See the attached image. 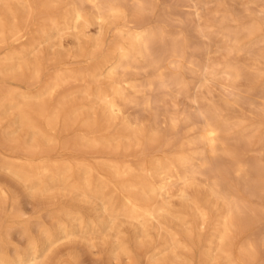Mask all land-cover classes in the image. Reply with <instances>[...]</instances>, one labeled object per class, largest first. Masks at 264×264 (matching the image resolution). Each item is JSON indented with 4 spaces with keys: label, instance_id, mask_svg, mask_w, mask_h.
<instances>
[{
    "label": "rangeland",
    "instance_id": "obj_1",
    "mask_svg": "<svg viewBox=\"0 0 264 264\" xmlns=\"http://www.w3.org/2000/svg\"><path fill=\"white\" fill-rule=\"evenodd\" d=\"M126 1L129 11L126 9L125 19L129 21L130 26L134 25L136 21H141L140 17L143 15L142 20L147 21V26H156V28H161L165 32L164 42L157 45V48H159L157 51L162 54L163 58L164 76H158L159 78H157L155 72L142 63H140L141 65L134 64L133 68L130 67L125 70L127 78H133L131 80L137 83V90L140 92L127 89L126 92L135 99L123 104L124 110L122 109V113L119 114L118 118H121L117 119L118 121L116 120L115 127L116 129H122L123 133L128 135L129 132L123 129L125 125L122 123L127 119L132 122L134 127L144 125L143 127L149 129L155 126L159 131L158 140L156 138L151 142L143 141V143L137 145L138 147L134 143L129 147L127 137L121 139V143L115 144V142H112L113 144L110 145L108 143H74L76 136L87 133L78 121L72 125L74 128L71 127V129L64 132L60 130L53 132L52 134H54L56 140L52 143L47 142L43 144L41 149L35 148L34 151V149H31V142L27 144L26 148L21 145L22 143L19 145L14 144L13 140L21 137V135L23 137L24 132L22 128H18L19 124L14 122L15 114L0 110V119H2V121L0 120V184L9 191L7 201L0 202V249H6L13 256L16 252L24 250L28 246L29 238H41L43 229L47 227L55 228L56 219L63 216L61 210L65 208L79 210L86 220L90 221V218L93 220V223L89 225L84 222L79 226L75 222L77 225L75 223L70 225L65 233L55 232V229H53L56 233L53 238L60 239L49 250L46 249L45 252H42V255L33 264H59V262L64 264V261H66V264H152L146 251L143 252L141 249L136 250L131 257L121 253L118 258H115L111 253V246L115 237L125 238L128 243L131 242L129 245L132 244L130 246L133 248L136 247V238L155 239V241H158L161 236L162 238H171L170 233L179 229V219L168 217L163 225L159 220L153 219L150 222L151 224L149 223L147 226L123 221L122 218L112 220L110 209L106 211L103 208L100 198L94 196L83 197V195H79V197L77 192H74V195L73 191L71 192L68 187H64L59 183L50 184L47 188L50 191L30 189L23 178L9 168V162L17 161L15 159L24 162L28 159L44 162L45 159L44 163L51 164L53 162L62 164L66 161V163L75 164L77 159V161H85L87 165L97 166L96 178L100 179L103 178V175L104 177L109 175L110 162L116 163L115 160H117V163L127 161L138 167L141 158L151 160L155 156H171L178 151L182 143L198 136L208 121L220 120L225 124H229V127L233 126L230 131L224 132L225 139L229 140L230 143L238 135L245 137L246 141L243 143L246 145L242 143L243 145L241 144L239 149L242 159H245L244 161L253 167L258 166L257 168H260L258 170H262V172L264 170V144L262 143L264 141V0ZM137 1H143L144 4L146 1L148 2L146 5L149 7L146 6V10L141 15L134 14L132 10ZM252 23L258 24L260 29L254 36H244L243 39L236 42L235 36H233L235 32L241 29L244 32V27L253 26ZM97 24L99 23L86 29L85 37L83 34L80 35L72 30H65L59 39L37 43L30 54V57L37 56L39 62L41 61V68L43 67L37 77L33 78L30 73L20 72L16 68L15 70L14 68L0 70V91L3 89L1 91L3 93L0 92V97L6 91L12 90L18 93L17 99L21 101L22 95L25 93L42 91L46 84L48 85L53 81L55 74L59 71H89L91 65H93V68L96 64L103 62V58L108 54L114 41L113 39L116 38V30L113 27L109 28L107 23L102 24L101 27ZM109 30L111 31L109 32ZM97 32H100L101 35ZM96 36H98L97 39L102 38L103 40L102 44L97 47ZM173 38L180 42L181 51L178 53L180 56H173L167 50ZM89 39L91 40L89 41ZM102 45L103 47H101ZM236 45H240L242 48H234ZM9 47L18 48L20 45L17 47L16 43H12ZM9 47H0V59L5 56ZM160 49H164L163 52ZM228 65L240 67L243 78L240 77L235 81L231 79V76L226 72L229 68ZM3 66L4 64L0 63V69ZM79 67L81 68L78 69ZM11 72L13 73L11 74ZM121 73L124 76L123 70L120 71ZM79 81H82V83ZM113 81L114 79L103 77V75L86 79L69 78L54 93V97H56L54 99L55 102L65 99L64 101H69L68 103H78L84 106L93 105L94 109L91 108L88 112L93 113L95 110L96 116L101 117L104 114L105 105L99 100L97 94L100 91L109 93ZM87 87L91 94L85 92ZM74 98H78L79 102L78 99L76 101ZM12 132L14 133L12 134ZM131 138L133 137L130 136ZM131 140L134 142V138ZM206 147L205 149L209 153V147ZM186 148L190 150V147L186 146ZM31 150L35 153L30 158ZM217 152L216 155L222 157L226 166L232 164L231 157L229 159V156L221 150ZM203 176L198 175L196 177L195 185L189 190L190 194L192 193L191 198L200 200L209 198L213 210L218 208L220 213L223 212L222 206L217 205L215 198L209 194V187L213 182L212 180H214L213 176L207 177L208 179ZM252 176L261 178L259 174L258 176L253 174ZM238 179L236 174L231 175V180L234 183ZM182 184L181 182L177 184L178 186L176 185L172 190L173 195L169 196L174 210L177 211L184 209L185 205L182 201L181 192L178 190L184 187ZM243 195L244 198L251 200V203L255 205L259 217L255 219V222L248 224L251 228L245 225L246 228H249L246 229L244 226L239 235L237 233L236 238H264V195L253 197L246 191H243ZM213 210H211L210 223L205 227L201 224H194V233L201 232L199 238H218L219 233L217 231L220 229L218 222L221 221V218H219L218 212H213ZM162 226L164 227L162 228ZM187 226L192 227L191 224H187ZM182 237L185 238L184 235ZM199 250L196 253L195 264H198ZM59 259L63 261L61 260V262Z\"/></svg>",
    "mask_w": 264,
    "mask_h": 264
},
{
    "label": "bare ground",
    "instance_id": "obj_2",
    "mask_svg": "<svg viewBox=\"0 0 264 264\" xmlns=\"http://www.w3.org/2000/svg\"><path fill=\"white\" fill-rule=\"evenodd\" d=\"M123 1L125 2V0H0V47L3 48L4 46L7 48L12 43H16L17 47L20 45L18 48L9 47L5 56L1 55L2 59H0V63H3L4 66L0 70L13 68L15 70L16 68L20 72L26 71L30 73V76L33 78L37 77L41 69H43V67L41 68L42 64H40L41 61L39 62L37 56L30 57L32 49L35 48L37 43L59 39L65 30H72L80 35H84L86 29L91 25L95 26L96 23H99L97 25H100V27L102 24L107 23L109 24V28L113 27L116 30V38H112L114 41L109 48L108 54L103 58L104 61L100 58L103 62L96 64L93 68V65H91V70H85L86 72H83L82 69V71H59L55 74L53 81L48 85L46 84L42 91L25 93L22 95L21 101L17 99L18 93L12 90L6 91L0 97V110L10 111L15 114L14 122L18 123V128H22L24 132H22L24 134L23 137L21 135V137L13 140L15 145L22 143L21 145L26 148L27 144L31 142V149H34V151L35 148L41 149L43 144L47 142L52 143L56 140V137L52 134L53 132H57V130L64 132L71 129V127L74 128L72 125L78 121L86 129L87 133L76 136L75 142L72 140L74 143H108L110 145L112 142H115V144L121 143V139L127 137L130 147L133 143L137 146L143 143V141L151 142L153 139H159V131L155 126L149 129L143 127L144 125L134 127L132 122L127 119L122 122L125 125L124 128L120 126L129 132L128 135L123 133L122 129H116L115 127L116 120L121 118H118L119 114L122 113V109L124 110L123 104L135 99V97L133 99L126 92L127 89L135 91L138 89L137 83L131 80L133 78H127L125 70H128L130 67L133 68L134 64L142 63L144 66L150 67L155 72L157 78H159L163 75L164 68L162 54L157 51L159 50L157 45L164 42L165 32L161 28H156V26H147V21L142 20L144 18L143 15V18L140 17L141 21H136L137 18L136 22H134L135 24L130 26L129 21L125 19L126 9L129 11L128 3L127 1L125 3ZM126 3L127 6L125 5ZM146 3L148 2L146 1ZM146 3L144 4L143 1L135 2L132 8L134 14L141 15L149 7ZM131 4L133 5V3ZM132 10L130 11L132 12ZM244 29V32L241 29L233 35L236 42H239L244 36H254L260 29V26L253 24V26H247ZM95 35L97 34L95 33ZM75 36L77 35L75 34ZM97 37L96 47L100 46L103 42L102 38L97 39ZM234 48L241 49L242 46L236 45ZM163 50L161 51L163 52ZM167 50L173 56L179 55L178 53L181 51L179 40L173 38ZM121 70L124 71V76L122 73L120 74ZM226 72H228L234 81L243 75L241 68L236 65H230ZM100 75L114 79L109 93L107 91H100L97 94L99 100L105 105L104 114L101 117L96 116L95 110L93 113L88 112L89 109H94L93 105L84 106L78 103H68L69 101L65 102V99L55 102L54 98L56 97H54V93L69 78L86 79L88 77L96 78ZM85 92L91 94L88 87L85 89ZM95 105L94 107H96ZM98 115L100 116L101 114ZM0 120L2 121V119ZM228 125L220 120L208 121L198 136L182 143L178 151L173 155L155 156L151 160L141 158L138 167L133 166L132 163L127 161H118L119 163H117V160H115L116 163L110 162L109 175L105 177L103 175V178L100 179L96 178L97 166L96 168L95 166L87 165L85 161H77V159L75 164L66 163L67 161L63 162L64 164H58L59 162H53V164L44 163L45 159L43 160L44 162H40V160L39 162L30 161L28 158L25 162L15 159L17 161L9 162V168L22 177L30 189L48 190L47 188L50 184L59 183L64 187H68L71 192H77V196L83 195V197L94 196L100 198L103 208L106 211L110 209L109 212L112 220L122 218L123 221L147 226L153 219L159 220L162 225L168 217L179 219V229L170 233L171 238H162L161 236L158 241H155V239L144 240L143 238H136V247L133 248L130 246L132 244L129 245L131 242L128 243L125 238L115 237L111 246V253L115 258H118L121 253H125L131 257L136 250L141 249L143 252L146 251L152 264H195L196 253L200 249L198 264H264V238H236L237 233L239 235V232L245 225L251 224L253 221L255 222V219L259 217L255 205L251 203V200L249 201L244 198L243 191L248 192L253 197H262L264 195V170L262 172V170H258L260 169L257 168L258 166L253 167L244 161L245 159H242L239 149L240 145L246 141L244 136L238 135V137L236 135L237 138H234L232 143L225 139L224 132L227 133V131L233 128V126L229 127ZM156 126L158 125L156 124ZM130 136L134 138V142L131 140L133 138L130 139ZM262 143L264 144V141ZM186 146L190 147V150ZM206 146L209 147V153L205 149L207 148ZM218 150L228 155L229 159L231 157L233 160L231 165L226 166L222 157H219L218 154L216 155ZM32 151H30L31 155L29 154L30 158L35 153ZM233 174H236L239 178L236 183L231 180V175ZM253 174L257 176L259 174L261 178H254ZM198 175H204L206 179L213 176L214 180H212L213 182H211L209 187V194L215 198L217 205L220 204L222 206L223 212L220 213L218 208H214L213 210V205L209 198L204 200L191 198L190 195L192 193L190 194L189 190L195 185ZM180 182L183 183L184 187L181 190L178 189L179 187L177 189L181 192L182 201L185 205L184 209L177 211L174 210L169 196L173 195L172 190ZM8 198V189L0 184V202H5ZM211 210L213 212L217 211L219 218H221V221L218 222L220 226V229L217 231L219 233L218 238H199L201 232L197 231V234H195L193 226L195 223L204 225V227L209 224L212 218ZM61 211L63 216L56 219L55 228L47 227L43 229L41 231V238H29L28 246L24 250L16 252L13 256L6 249H0V263L33 264L42 255V252H45L46 249L49 250L60 239L53 238L56 234L55 232L65 233L68 227L75 222L79 226L84 222H86V225L93 223L91 218L90 221L86 220L79 210L65 208ZM77 224L75 223V225ZM187 224H191L192 227H188ZM53 229H55V232ZM211 232L210 234H212ZM64 264H66V261H64Z\"/></svg>",
    "mask_w": 264,
    "mask_h": 264
}]
</instances>
